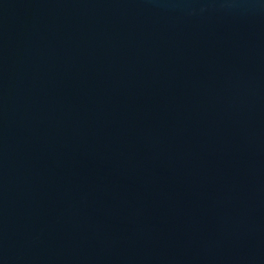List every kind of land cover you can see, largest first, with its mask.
Here are the masks:
<instances>
[{
	"label": "water",
	"instance_id": "obj_1",
	"mask_svg": "<svg viewBox=\"0 0 264 264\" xmlns=\"http://www.w3.org/2000/svg\"><path fill=\"white\" fill-rule=\"evenodd\" d=\"M0 264H264V0H0Z\"/></svg>",
	"mask_w": 264,
	"mask_h": 264
}]
</instances>
